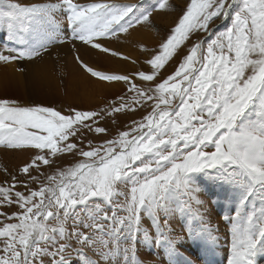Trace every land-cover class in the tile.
<instances>
[{
  "label": "snow or ice",
  "instance_id": "snow-or-ice-1",
  "mask_svg": "<svg viewBox=\"0 0 264 264\" xmlns=\"http://www.w3.org/2000/svg\"><path fill=\"white\" fill-rule=\"evenodd\" d=\"M0 6L7 9L0 24L22 46L9 50L16 55L0 53V61L43 59L53 45L67 44L92 77L126 86L99 110L68 114L0 99V146L36 150L19 175L4 169L11 179L0 184V264H74L73 251L81 264H143L141 241L163 249L169 264H194L180 249L214 254L213 203L232 213L223 217L231 235L227 264L264 257V0H182L180 7L157 0L150 9L117 0ZM156 11L178 15L158 48L139 46L148 53L147 71L109 73L81 58L77 41L140 64L101 41L129 35ZM218 21L225 26L213 31ZM145 107L150 111L126 130L101 143L88 138L108 137L101 122L117 125L119 114ZM65 155L73 162L61 166ZM53 165L50 174L42 170Z\"/></svg>",
  "mask_w": 264,
  "mask_h": 264
},
{
  "label": "rangeland",
  "instance_id": "rangeland-1",
  "mask_svg": "<svg viewBox=\"0 0 264 264\" xmlns=\"http://www.w3.org/2000/svg\"><path fill=\"white\" fill-rule=\"evenodd\" d=\"M79 2L80 3H88V2H91V0H79ZM117 2L129 3V4H142L144 7L149 8V9L152 6L157 4V0H117ZM172 2L174 4H176L178 7L182 6V0H172ZM237 3H239V0H237ZM4 10H7L6 6H0V11H4ZM177 15H178V13H176V12H168V11L153 12L152 17L150 18L151 23L136 27L137 29H139L141 31V34L139 35L138 38H137V36L134 37V30H133V37H134L133 38V46L131 44L128 46L130 49L133 50V56H131L129 54H127V55L131 56L133 59L140 61L141 62L140 64L133 65L128 61H123L119 58H115V59L122 61L123 63H126L130 66H133V71H136L138 68H139V70L147 71L148 67L146 65H144L142 63V61L148 56V53L141 51L139 46L141 44H143L150 49L151 48H158V45L161 42V40L166 38V36L169 34L170 28L174 25V22L176 20ZM224 26H225L224 23H221L218 21L217 24L213 27V31L222 30ZM143 33H144V35H143ZM142 36H143V38H142ZM108 40H110V39H108ZM3 42H4V44H3ZM0 43H2L5 46V47H2V46H0V47L2 49H5V51L8 52V53L0 52L3 55H16L15 52H11L9 50L10 49H19L20 47H22L16 39L12 38L8 28L2 24H0ZM107 45L108 44L106 43L105 46H107ZM108 47H109V45H108ZM184 51H186V49L181 51V56L184 54ZM121 52H123V51H121ZM100 54L105 55V56H109V55L104 54V53H100ZM180 58L181 57H176L172 61H170L168 65H166V69L164 70V73H163L165 76L170 74L174 70V67L176 66V64ZM20 60H25V59L13 60L11 62L0 61L1 70H3V71L7 70L6 65L14 63V65H16V71L15 72H16V74H18V71L20 69L18 67V64H20V63H18V62ZM80 69L89 78L96 80V81H99V82H102V83H105V84H108V82H106V81H100L97 78L92 77L90 75V73L86 72L81 67H80ZM109 73H112V72H109ZM61 82H59L60 85L58 84V86H60V88H59L60 92H58L57 96L56 95H55V97L53 96L54 102L49 104V105H42V106L54 107L57 110L61 111L62 114H68L69 108H74V109L80 110V111L99 110L100 108H103L105 105H107L111 100L115 99L116 96L123 94L126 90V86L122 82H120L119 84L121 85L122 88L118 92H116V91L113 93L107 92L105 94L100 93V92L93 93L94 95L92 94L93 95V96H91L92 99L87 101L88 103H85L84 101H81V102L72 101V102H70V100H66L64 98V93L66 91V87H64L65 86L64 81H61ZM2 83H3V81H2ZM114 83H116V82H114ZM8 87H10V88H8ZM92 88H94V87H92ZM14 91L15 90H14V88H12L11 84H8L7 87L6 86L2 87V84L0 83V99L15 100V101H18L22 106L40 105V104L31 103L30 101L24 100V99H22L23 101H21L20 100L21 96L19 95L20 97L18 99L17 98L18 94L14 93ZM129 95H131V94H129ZM84 96H86V95H84ZM147 111H150V109L145 107V108H138L135 113H128L127 115L119 114L117 116V120H118L117 125H113L111 123L110 119L105 120V121L101 122V126H105L109 129V136L108 137H104V136L97 137V136H94L92 134H89L88 138L92 139L94 143H101L103 141V139L110 138L112 135H115L117 130H126V126H129L132 120L141 119L142 116L147 113ZM35 152H36L35 149L12 150V149H6V148L0 146V184H4L5 181H10L11 176L9 174L19 175L18 169L20 167H22L25 163H27L29 161V159L35 154ZM72 162H73V158L69 155L63 156L59 161L61 166H67V165L71 164ZM5 168L8 170L9 174H6L4 172ZM55 168H56V165H53L52 167L42 166V170L45 173H49V174L52 171H54ZM20 178L23 179L22 176H20ZM31 187L36 188L38 186L35 184H32ZM16 190L24 191V189L22 187H19V186L17 187ZM210 207L214 208V210L216 212L215 213V216H216L215 219L217 221L220 220L221 222H223L225 224V227L227 229V233H226L227 235L226 236L231 237L230 232H229L230 224L226 220H224L223 217L226 214L231 215L232 213L228 212V210L225 209L223 206L216 205L215 203H213ZM3 210L7 211V212H12V211H16L17 209L15 207H12V208L6 207ZM144 223H145V227L149 226V221L145 220ZM173 223L181 230V226L179 223H177L175 221ZM70 224H71V221H69V225ZM230 244L231 243L225 244L223 246V249H224L223 251H225V254H230V248H229ZM202 249L197 248L196 246H193L191 249L181 248L180 251L187 258L191 259L194 262V264H207L208 262L218 263L219 257L217 255L218 253H217L216 248L214 250V254H209V255H206L204 250H202ZM85 251L88 252L87 249H85ZM71 255H72L74 264H81L80 260L76 259V253L74 251L71 253ZM88 255L91 256L92 255L91 252H88ZM136 256H137V259L139 261L143 262V264H159L160 260L169 264L168 256L163 249L158 248L155 245H152L149 247L143 241H141L137 245ZM258 258H260V256H258L257 259ZM257 264H261V263L257 262Z\"/></svg>",
  "mask_w": 264,
  "mask_h": 264
},
{
  "label": "bare ground",
  "instance_id": "bare-ground-1",
  "mask_svg": "<svg viewBox=\"0 0 264 264\" xmlns=\"http://www.w3.org/2000/svg\"><path fill=\"white\" fill-rule=\"evenodd\" d=\"M18 2L32 3L44 2V0H18ZM135 29H131L130 34L127 36L121 34L120 39H106L101 42L105 45L107 43L109 47L133 56V50L128 46L130 44L133 46V38L136 36L138 38L141 34L139 29ZM3 44L0 43V46L5 47ZM76 48L79 49V54L83 61L96 70L118 73H128L133 71V66L123 63L113 57L102 55L98 50L91 49L90 46L82 45L79 41L76 42ZM0 52L8 53L1 47ZM18 63H20L18 64V67L24 69V71H18V74L15 72L16 65H14V63L6 65L7 70L4 71L1 70L0 67V83L2 84V87H7L8 84H11L12 88L15 90L14 93L18 94L17 98L19 99L21 96V101L24 99L34 104L49 105L54 102L55 95L57 96L58 92H60V86H58V84L61 81H64V87H66L64 98L70 100V102L84 101L85 103H88L87 101L92 99L91 96L94 95L93 93H113L115 91L118 92L122 88L119 83L113 82L105 84L89 78L74 60V53L71 50V46L67 44L53 45L50 49V53L46 54L43 59H25L20 60ZM209 208L211 210L209 209L208 219L215 230L213 233L217 237L215 248L219 257L218 263L213 262L210 264H227L226 258L229 254H225L223 246L231 243V237L226 236L227 229L225 224L220 220L217 221L215 219L216 212L214 208ZM172 226L177 231H180L174 223ZM257 262L264 264V257L258 258ZM159 264L167 263L160 260ZM207 264H209V262Z\"/></svg>",
  "mask_w": 264,
  "mask_h": 264
}]
</instances>
